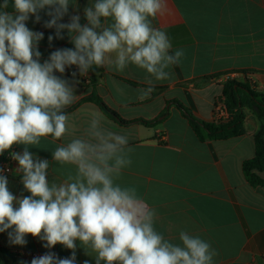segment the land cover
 I'll return each mask as SVG.
<instances>
[{"label": "clouds", "instance_id": "clouds-1", "mask_svg": "<svg viewBox=\"0 0 264 264\" xmlns=\"http://www.w3.org/2000/svg\"><path fill=\"white\" fill-rule=\"evenodd\" d=\"M70 5L78 9L71 0L0 5V155L9 151L18 162L16 171L30 193L13 195L0 169V233L8 232L15 245H25L31 235L45 248L60 244L71 250L65 258L47 252L31 264H76L77 241L95 253V264H215L218 252L210 242L186 230L179 232V243L169 240L154 226L156 210L135 186L119 182L133 149L127 134L104 126L102 113L93 111L81 137L52 151V161L75 169L62 183L48 179V159L28 150L43 137L58 141L71 133L66 109L77 100L80 78L94 67L123 71L133 65L145 71L149 87L140 91L147 95L153 81L170 79V69L185 56L153 25L166 0H92L83 9L84 24L79 14L61 22ZM41 11L49 17L44 27L55 29L56 39L66 31L74 45L51 52L42 63L38 45L44 34L26 26L33 16L40 22ZM53 39L48 36L50 44ZM73 66L71 79L62 78ZM13 145L25 147L10 151Z\"/></svg>", "mask_w": 264, "mask_h": 264}, {"label": "crops", "instance_id": "crops-1", "mask_svg": "<svg viewBox=\"0 0 264 264\" xmlns=\"http://www.w3.org/2000/svg\"><path fill=\"white\" fill-rule=\"evenodd\" d=\"M3 2L0 0L1 5ZM71 2L77 3L78 9L70 5L69 15L61 22L79 14L81 23H86L83 9L92 0ZM40 16L38 23L30 17L26 26L44 34L38 45L42 63L51 52L74 45L66 31L64 39H56L55 29L44 27L49 19L45 11ZM153 25L168 33L173 49L185 51L182 63L170 69V79L153 81V91L144 95L140 90L149 87L147 74L133 65L123 71L107 66L101 72L90 70L80 78L76 102L66 109L71 133L58 141L43 137L39 145L28 146V150L48 159V179L62 183L75 169L52 161V151L81 137L91 113L98 111L105 117V127L129 136L132 164L119 182L135 186L156 210L157 231L174 243H179L181 230L201 236L217 250L215 264H264V187H253L243 172L244 162L256 155L254 137L261 122L255 112L246 110L242 136L201 141L175 105L154 127L139 122L119 124L88 101L72 109L83 98L97 94L124 120L152 121L161 116L168 101L178 100L198 119L215 121L217 102L224 100L225 82L221 78L240 83L250 78L264 93V0H166L164 12L153 18ZM49 35L54 37L51 44ZM62 78L71 79L69 69ZM24 147L13 145L11 151L22 152ZM17 168L15 162L7 176L8 188L17 197L28 196ZM260 175L264 177V172ZM26 241L23 246L15 245L10 243L8 232L0 233V245L17 256L13 264H31L34 257L47 252L59 258L71 256V250L63 245L48 249L44 241L31 235ZM76 243V264H95V253L89 254L79 241Z\"/></svg>", "mask_w": 264, "mask_h": 264}, {"label": "trees", "instance_id": "trees-1", "mask_svg": "<svg viewBox=\"0 0 264 264\" xmlns=\"http://www.w3.org/2000/svg\"><path fill=\"white\" fill-rule=\"evenodd\" d=\"M102 68L103 67H94L91 71L95 73L101 72ZM130 83L136 85V83ZM223 97L229 112V118L227 120H215L213 122H205L198 119L186 105L178 100L168 101L161 116L152 121L124 120L97 94H91L90 96L83 98L72 109L79 106L81 103L88 101L96 104L106 116L119 124L128 125L139 122L147 127H154L169 116L170 107L175 105L187 118L191 128L201 141L227 140L242 136L244 133V122L247 115L246 110L249 109L255 112L261 125L254 137L256 155L253 159L244 162L243 172L247 181L253 187H264V177L260 175L264 172V93L258 91L254 82L251 81L250 78H247L243 83L237 82L236 80L228 81L223 88ZM8 154L9 151L3 153L0 161H8ZM16 257L15 253L0 245V264H13L16 261Z\"/></svg>", "mask_w": 264, "mask_h": 264}, {"label": "built area", "instance_id": "built-area-1", "mask_svg": "<svg viewBox=\"0 0 264 264\" xmlns=\"http://www.w3.org/2000/svg\"><path fill=\"white\" fill-rule=\"evenodd\" d=\"M73 71H76L75 66H73V68L69 69V74L71 75V72H73ZM230 80H233V79H230ZM230 80L228 77L220 79V81L225 82V84ZM215 117H216V120H227L229 118V112H228V109L226 107L225 100H220L217 102ZM7 156H8V161H4V162L0 161V169L4 170L3 174L6 176H8L9 174L12 173L13 165L16 162L11 158L10 153ZM39 256H41V255H39Z\"/></svg>", "mask_w": 264, "mask_h": 264}, {"label": "water", "instance_id": "water-1", "mask_svg": "<svg viewBox=\"0 0 264 264\" xmlns=\"http://www.w3.org/2000/svg\"><path fill=\"white\" fill-rule=\"evenodd\" d=\"M2 157V155H0V158Z\"/></svg>", "mask_w": 264, "mask_h": 264}]
</instances>
